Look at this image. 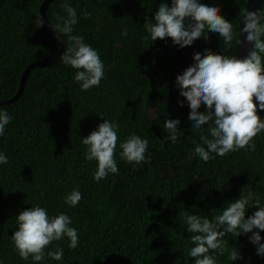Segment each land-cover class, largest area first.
<instances>
[{"label": "trees", "instance_id": "16d2710c", "mask_svg": "<svg viewBox=\"0 0 264 264\" xmlns=\"http://www.w3.org/2000/svg\"><path fill=\"white\" fill-rule=\"evenodd\" d=\"M42 1L0 0V101L16 94L28 64L59 51V42L34 24ZM65 2L77 13L73 34L82 35L99 53L104 77L98 87L84 91L74 80L76 70L59 60L34 67L23 94L0 104L12 116L0 136V153L8 158L0 164V264H194L185 213L211 219L240 196L250 201L246 218L257 210L252 207L256 202L264 207V131L252 141L255 151L240 149L223 157L213 153L207 162L193 154L209 125L192 128L191 110L176 86L185 47L170 37L152 42L144 27L146 19L155 23L152 17L162 2L171 6L172 0H53L46 15L54 27L59 16L67 17ZM200 2L218 6L239 37V14L247 0ZM259 11L264 14V0ZM206 34L195 53L210 49L237 55L236 40L228 48L219 34ZM258 115L264 119V110L258 108ZM104 119L119 126V174L97 182V162L85 158L82 139ZM167 119L180 121L182 135L176 143L163 128ZM132 134L148 140V162L134 165L120 157V143ZM73 190L82 194L75 207L65 203ZM36 206L50 217L67 214L77 229L75 249L67 237L46 249L62 248V260L47 255L41 262L24 260L15 249L17 215ZM260 235L264 243V231ZM250 236L226 234L224 254L209 255L216 264H264ZM233 248L242 258L229 259Z\"/></svg>", "mask_w": 264, "mask_h": 264}, {"label": "clouds", "instance_id": "9594fccd", "mask_svg": "<svg viewBox=\"0 0 264 264\" xmlns=\"http://www.w3.org/2000/svg\"><path fill=\"white\" fill-rule=\"evenodd\" d=\"M62 7L67 17L59 16L60 23L52 26L59 36H67V48L60 61L76 70L74 80L82 90L98 87L104 77V63L99 53L85 43L82 35L73 34V26L78 22L75 8L67 2ZM239 15L242 17L239 37L233 23L220 15L218 6L203 4L200 0H172L171 6L162 2L152 17L155 23L148 19L144 23L152 42L170 37L180 48L191 46L200 37L207 39L206 33L209 32L219 34L228 48L234 40L239 44L247 42L252 45L243 58L213 53L210 49L206 54L196 52L193 55L195 62L176 76V86L191 110L188 118L193 122L192 128L201 129L209 125L208 134L200 137L203 144L197 143L193 153L204 162L213 159V153L223 157L240 149L255 151L252 141L264 131V119L258 115V108L264 110V14L244 8ZM34 24L37 28L44 25L41 15L36 16ZM178 103L183 106L184 101ZM202 104L206 106L204 112L199 111ZM11 121L12 116L0 108V136ZM179 125L178 119L164 121L163 128L173 143L182 135ZM118 127V124L104 119L96 130L82 139L87 146L85 158L97 162L94 173L97 182L109 174H119L115 159ZM148 143L147 139L132 134L120 143L122 151L119 155L130 164L146 163L150 159L146 157ZM7 162V156L0 153V164ZM81 199L82 194L73 190L65 197V203L75 207ZM249 203L248 197L240 196L230 202L222 214L211 219L185 213L186 230L192 234L190 240L195 245L189 252L194 264H216L215 257L209 253L218 251L223 255L226 251L224 237L229 233L237 236L251 233L249 239L257 245V254L264 256L260 235L264 231V207L256 202L252 207L257 210L246 218ZM17 223L18 229L12 234V240L24 260L31 257L34 262H41L45 255L53 260H62V248L57 247L47 253L46 249L65 237L70 240V248L78 246L77 229L70 226L72 220L67 214L50 217L44 207L36 206L21 211L17 215ZM240 258L239 251L233 248L229 259Z\"/></svg>", "mask_w": 264, "mask_h": 264}, {"label": "water", "instance_id": "95a60500", "mask_svg": "<svg viewBox=\"0 0 264 264\" xmlns=\"http://www.w3.org/2000/svg\"><path fill=\"white\" fill-rule=\"evenodd\" d=\"M52 1L53 0H43L42 1L41 5H40V9H39V15H41V17L44 19V25L43 26L45 27V29L59 42V44H60L59 51L52 57H48V58H44V59H40V60H35V61L31 62L30 64H28L27 67L25 68V70L23 71V73L21 74L20 84H19V87H18L16 94H14L13 97H11L10 99H8L6 101H0V104H9V103L17 100L23 94L24 88H25V83H26V80L28 78V75L30 74L31 70L34 67L50 66V65L58 62L59 60H61V56H62L63 52L66 51V48H67L66 40L64 39V37L59 36L56 33L55 29L53 28L54 26L49 22L47 15H46L47 9H48L49 5L52 3ZM262 2H263V0H247L245 8H247L250 11H257L260 9ZM240 27H241V22H240ZM239 32H240V28H239ZM198 40H199V38L196 39L192 43L191 46H185V49L183 52V64L181 66L182 72L188 66L192 65L195 62L193 59V55L195 53ZM251 47H252V45L247 43V42L240 44L239 51H238L236 56L238 58H243V57L247 56Z\"/></svg>", "mask_w": 264, "mask_h": 264}]
</instances>
